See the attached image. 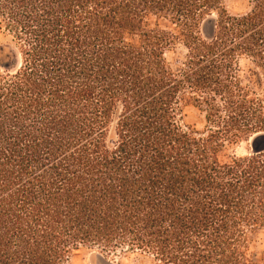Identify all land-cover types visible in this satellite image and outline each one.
<instances>
[{
    "label": "trees",
    "instance_id": "16d2710c",
    "mask_svg": "<svg viewBox=\"0 0 264 264\" xmlns=\"http://www.w3.org/2000/svg\"><path fill=\"white\" fill-rule=\"evenodd\" d=\"M243 5L0 0V264H264V0Z\"/></svg>",
    "mask_w": 264,
    "mask_h": 264
},
{
    "label": "rangeland",
    "instance_id": "374dc122",
    "mask_svg": "<svg viewBox=\"0 0 264 264\" xmlns=\"http://www.w3.org/2000/svg\"><path fill=\"white\" fill-rule=\"evenodd\" d=\"M240 1L242 0H223V5L225 6L226 10L231 14H238L247 11L248 10L247 5H243L244 7L241 8L238 7ZM243 4H244V0H243ZM164 24L166 25V23ZM210 28H211V19L207 18L202 25V33L206 36V33L209 32ZM3 39L4 38L0 34V43H2ZM193 114L194 112H191V115ZM249 147H250V142L241 143L239 146H237L235 153L238 155H244L248 152ZM93 253H95V251L81 250L68 264H99L98 260L95 257L91 261V256H94ZM109 260L113 261L111 259ZM114 263L116 264V262Z\"/></svg>",
    "mask_w": 264,
    "mask_h": 264
},
{
    "label": "water",
    "instance_id": "95a60500",
    "mask_svg": "<svg viewBox=\"0 0 264 264\" xmlns=\"http://www.w3.org/2000/svg\"><path fill=\"white\" fill-rule=\"evenodd\" d=\"M212 20H211V28L208 33H206V36L209 37L212 34ZM18 62V55L17 52L13 48L7 49L5 56H0V67H2L5 70H12ZM250 148L252 152H256L258 149L256 147V141L254 140V137L250 139ZM94 256H91V261L95 257L98 260L99 264H115L113 261H110L109 259L104 258L99 253H93Z\"/></svg>",
    "mask_w": 264,
    "mask_h": 264
}]
</instances>
